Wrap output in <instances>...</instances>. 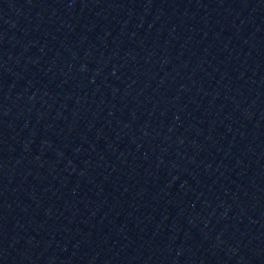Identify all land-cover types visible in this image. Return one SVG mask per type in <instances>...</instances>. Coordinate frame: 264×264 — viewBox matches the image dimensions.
I'll use <instances>...</instances> for the list:
<instances>
[{
  "label": "water",
  "instance_id": "water-1",
  "mask_svg": "<svg viewBox=\"0 0 264 264\" xmlns=\"http://www.w3.org/2000/svg\"><path fill=\"white\" fill-rule=\"evenodd\" d=\"M0 264H264V0H0Z\"/></svg>",
  "mask_w": 264,
  "mask_h": 264
}]
</instances>
